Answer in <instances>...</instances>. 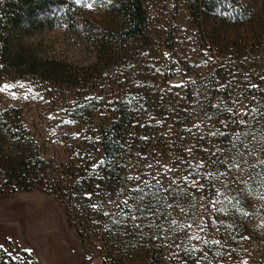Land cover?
Listing matches in <instances>:
<instances>
[{
	"label": "trees",
	"instance_id": "1",
	"mask_svg": "<svg viewBox=\"0 0 264 264\" xmlns=\"http://www.w3.org/2000/svg\"><path fill=\"white\" fill-rule=\"evenodd\" d=\"M94 5L99 18L74 0H0V84L32 76L63 97L57 118L0 106V197L59 198L102 264H217L220 242L236 252L251 232L248 213L264 219V156L247 181L229 174L244 152L264 153V0ZM53 31L80 40L88 63L32 43ZM224 48L257 49L255 70L233 73ZM240 84L232 107L223 94ZM0 264L35 263L0 248Z\"/></svg>",
	"mask_w": 264,
	"mask_h": 264
},
{
	"label": "rangeland",
	"instance_id": "2",
	"mask_svg": "<svg viewBox=\"0 0 264 264\" xmlns=\"http://www.w3.org/2000/svg\"><path fill=\"white\" fill-rule=\"evenodd\" d=\"M74 1L84 6L93 16L97 18L102 16L101 10L94 5L96 0ZM42 42L43 51L49 56L84 65L89 61L90 52L74 36L53 31L32 41L35 44ZM260 47V53L263 55L259 56L264 61V43ZM220 54L233 65V73L245 75L255 70V57L258 56L254 57L253 54H257V49L247 48L244 52H240L236 49L224 48ZM201 73V80L207 82L209 73L206 70ZM184 80H188L185 75L173 84L180 86ZM240 81L246 82L241 78L237 83ZM43 85L47 84L38 82L32 76L4 80L0 84V106L18 103L26 107L25 112L28 117L57 118L63 112L59 105L63 99L60 96L61 91L57 87L54 89L55 92L48 91V95H45L35 90V86L42 88ZM248 86L249 84H240L232 93H224L223 98L226 103L229 101L233 107L244 100L245 96H241L242 90ZM88 97L89 95L86 94L84 98ZM231 105L226 106L229 111ZM226 107L222 112L224 116L227 112ZM56 131V128L52 130L53 133ZM263 156L264 153L251 148L244 152L243 160L230 168L229 174L236 180L247 181L256 159L261 160ZM246 221L251 232L235 241L240 247L236 252H229V245L220 242L217 247L219 251L217 264H233V261L242 264H264V219L250 212L246 216ZM0 248L15 256L26 252L35 264H102V257L105 254L102 253V248L99 251L83 244L77 232L70 226L63 201L39 189L31 192H8L0 197ZM145 262L144 264H172L171 259L161 261L148 259Z\"/></svg>",
	"mask_w": 264,
	"mask_h": 264
}]
</instances>
